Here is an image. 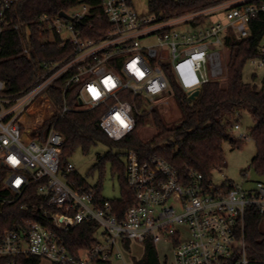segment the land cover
Segmentation results:
<instances>
[{
    "label": "built area",
    "instance_id": "1",
    "mask_svg": "<svg viewBox=\"0 0 264 264\" xmlns=\"http://www.w3.org/2000/svg\"><path fill=\"white\" fill-rule=\"evenodd\" d=\"M17 2L0 0V35L17 31L23 53L29 54L32 23L8 20V11ZM259 11H264V0H237L224 8L226 22L201 25L193 24L194 18L173 22L140 14L133 0H76L64 10L68 17L39 16L34 23L45 42H57L70 52L41 62L38 80L18 96L4 93L0 80L2 185L15 194L14 199L0 200L20 198L36 184L35 206L42 214V221L0 235V258L16 264L15 256L26 253L56 264L111 262L124 257L126 243L131 247L150 240L156 248L161 241L170 244L175 264H250L245 218L250 210L264 214V176L217 184L212 176L195 171L182 175L159 155L142 156L129 149L126 181L134 202L120 217L108 198L98 196L95 185L69 180V173L78 171L70 161L63 164V134L52 127L40 139L25 121L35 101L43 100L54 112L49 88L63 78V92L74 88L81 107L102 108L101 128L112 140H122L137 128L139 117L152 112L155 97L173 94L165 65L189 95L219 79L224 75L220 47L224 48L228 30L247 36ZM180 23L193 29L176 28ZM151 36H156L157 44L142 43ZM253 61L264 67V47ZM68 110L64 105L61 115ZM226 126L232 133L240 128L237 120ZM86 221L96 223L95 243L73 252L66 234Z\"/></svg>",
    "mask_w": 264,
    "mask_h": 264
},
{
    "label": "trees",
    "instance_id": "2",
    "mask_svg": "<svg viewBox=\"0 0 264 264\" xmlns=\"http://www.w3.org/2000/svg\"><path fill=\"white\" fill-rule=\"evenodd\" d=\"M227 0H149V14L161 16L163 20L178 18L187 14L198 13L219 5ZM259 2V0H253ZM76 0H18L8 11L10 22L32 23V51L23 53L21 35L15 30H6L0 35V80L5 83L4 93L18 96L31 87L42 72L41 62L53 61L66 56L70 51L57 42H45L34 21L42 14L57 15L68 10ZM202 14L194 17L193 24L200 23ZM199 21V22H198ZM98 36L97 34H93ZM264 37V11H259L250 21L249 34L238 37L232 29L225 36L224 48L229 51L226 64L227 80L222 84L218 79L204 83L194 98L185 92L176 82L172 71L165 65V72L170 80L175 101L180 109V120L169 125L157 109L151 114L138 118L137 128L126 138L112 140L101 128L102 108L87 109L79 104L74 88L66 93L62 90L63 78L49 88L52 104L55 108L51 116L33 131L44 139L52 127L64 136L62 161H67L77 149L88 152L93 145L105 143L119 151L98 155L93 169H99L103 175L105 162L112 161V174H117L120 181L119 197L108 198L120 217L128 205L134 202V195L126 181L125 153L132 149L142 156L159 155L174 166L180 174L190 171L201 173L210 178L215 169L225 163L223 144L230 142L233 147L241 148L247 136L236 138L226 126L232 119L239 121L240 113L247 111L253 119L250 136L255 140L257 153L252 166L260 177L264 176V78L261 88L255 83L243 81V69L249 60L260 54V43ZM255 77V76H254ZM67 105L69 110L61 115L60 110ZM152 119L156 132L149 138H142L140 127ZM4 167L0 165V199L10 196V189L3 187ZM88 176L79 172H70L68 178L83 186H90ZM102 179V178H101ZM37 185L33 184L29 192L13 201L0 200V235L7 230H15L30 221H42V214L36 194ZM98 196L102 197L103 181L95 184ZM105 197V196H103ZM96 223L83 222L66 234L69 248L75 252L79 248L90 247L95 243ZM245 241L250 264H264V214L249 211L245 218ZM130 248L129 243H126ZM16 264H41L42 257L26 253L15 256ZM9 258H0V264H6ZM136 264H161L155 244L147 240L144 253ZM56 264V263H54Z\"/></svg>",
    "mask_w": 264,
    "mask_h": 264
},
{
    "label": "rangeland",
    "instance_id": "3",
    "mask_svg": "<svg viewBox=\"0 0 264 264\" xmlns=\"http://www.w3.org/2000/svg\"><path fill=\"white\" fill-rule=\"evenodd\" d=\"M149 0H133L134 5L136 6L140 14H148L149 10ZM237 0H227L219 5L205 9L204 11L198 13L187 14L178 18H174L173 22H179L184 19H192L194 17L202 14V19L200 20L201 25H208L216 21L226 22V14L224 8L236 2ZM199 22V21H198ZM178 29L190 30L193 29L191 24L186 25L185 23H180L176 26ZM158 40L156 36H151L147 38L142 43L144 44H157ZM261 47H264V37L260 43ZM159 47V46H157ZM222 65L224 70V75L218 80L222 84L226 83L227 80V71L226 64L229 59V51L225 48L220 47ZM168 59L170 60L169 54L166 52ZM255 76V77H254ZM264 78V67L258 64H255L253 59L249 60L244 69H243V81L247 83H255L258 88H261L262 81ZM153 105V110L157 109L160 115L163 117L164 121L169 125H173L180 120L181 112L175 101L174 95L162 94L151 102ZM82 106V105H80ZM152 110V111H153ZM53 109H50L45 105L43 100L35 101L32 113L28 116L25 121V126L29 130H36L41 126L43 121L50 117ZM151 114V113H150ZM235 122V119L232 120V123ZM239 129H234L233 134L236 138L240 136H247L245 139L244 145L241 148H235L230 142H225L223 144V149L225 152V163L218 169L213 170L212 179L215 183L219 184L223 181H228L231 183H242L244 177L257 180L260 176L255 171L252 166V160L257 153V146L255 140L250 136V129L253 125L252 116L245 110L240 113L239 116ZM37 126V128H35ZM140 135L142 138H149L155 132L156 128L153 124L152 119L140 128ZM119 150L114 146L98 143L93 145L88 152H83L82 149H77L75 153L71 156H68L67 161H70L76 168V170L84 175L88 176V181L90 184L95 185L98 181H103L102 194L106 198H117L120 196V181L117 174H112V161L107 160L105 162V171L103 175L99 169H93V166L97 163L98 155H105L107 152H112L116 154ZM102 178V179H101ZM145 244L133 243L131 247L124 253V257L121 259H114L111 262H88L86 264H136L135 259H139L144 253ZM157 251L161 264H175L172 247L170 244H167L163 241L159 242L157 245ZM41 264H54L51 260L43 258Z\"/></svg>",
    "mask_w": 264,
    "mask_h": 264
},
{
    "label": "water",
    "instance_id": "4",
    "mask_svg": "<svg viewBox=\"0 0 264 264\" xmlns=\"http://www.w3.org/2000/svg\"><path fill=\"white\" fill-rule=\"evenodd\" d=\"M60 15H62V16H64V17H68L67 14H66L64 11L60 12ZM198 93H199V90H196V91L192 92V93L190 94L191 98H194L195 96H197Z\"/></svg>",
    "mask_w": 264,
    "mask_h": 264
}]
</instances>
